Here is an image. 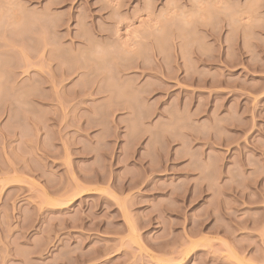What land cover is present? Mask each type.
Segmentation results:
<instances>
[{"label":"rangeland","instance_id":"1","mask_svg":"<svg viewBox=\"0 0 264 264\" xmlns=\"http://www.w3.org/2000/svg\"><path fill=\"white\" fill-rule=\"evenodd\" d=\"M0 71V264H264V0H0Z\"/></svg>","mask_w":264,"mask_h":264},{"label":"bare ground","instance_id":"2","mask_svg":"<svg viewBox=\"0 0 264 264\" xmlns=\"http://www.w3.org/2000/svg\"><path fill=\"white\" fill-rule=\"evenodd\" d=\"M22 29V28H21ZM20 31V30H19ZM17 32V31H16ZM1 72V71H0ZM1 86V85H0ZM4 87V86H3ZM3 89V88H2ZM2 92V91H1ZM6 94V93H5ZM10 96V95H9ZM12 96V95H11ZM3 97H4V95H3ZM10 98V97H9ZM12 98V97H11ZM15 98H16V96H15ZM5 99H6V95H5Z\"/></svg>","mask_w":264,"mask_h":264}]
</instances>
